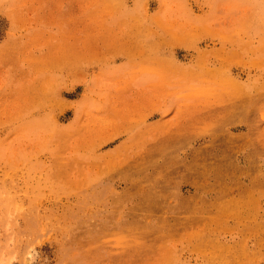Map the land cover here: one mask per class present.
I'll list each match as a JSON object with an SVG mask.
<instances>
[{
	"label": "rangeland",
	"instance_id": "374dc122",
	"mask_svg": "<svg viewBox=\"0 0 264 264\" xmlns=\"http://www.w3.org/2000/svg\"><path fill=\"white\" fill-rule=\"evenodd\" d=\"M0 264H264V0H0Z\"/></svg>",
	"mask_w": 264,
	"mask_h": 264
}]
</instances>
